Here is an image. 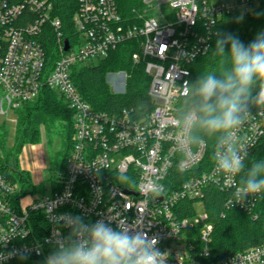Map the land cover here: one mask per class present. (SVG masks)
I'll return each instance as SVG.
<instances>
[{
	"label": "built area",
	"instance_id": "obj_1",
	"mask_svg": "<svg viewBox=\"0 0 264 264\" xmlns=\"http://www.w3.org/2000/svg\"><path fill=\"white\" fill-rule=\"evenodd\" d=\"M258 2L143 0L141 23L131 25L123 21L116 0H78L67 33L50 0H0V116L17 113L44 90L59 93L73 112L66 170L47 183L46 194L22 207L19 182L0 174V264L19 259L45 263L57 241L69 238L66 221L73 216L87 224L104 220L113 228L125 222L157 239L165 264H264V243L210 260L214 226L205 209L207 191L229 193L226 208L249 214L259 200L260 194L243 202L233 199L239 174H218L213 164L179 185L171 177L174 169L190 174L206 154V144L193 149L185 142L176 118L186 82L191 83L189 66L210 51L222 18L252 14ZM50 34L57 55L51 66L44 47ZM129 41H139L133 60L144 61L151 79L153 110L142 119L128 109L96 111L72 79L75 66L107 59ZM109 76L122 79L123 90L117 94H124L130 76ZM263 136L264 107L251 112L234 132V139L246 146L247 158ZM182 202L193 203L185 217L179 215L186 211L179 209ZM198 205L205 209L202 217L197 216Z\"/></svg>",
	"mask_w": 264,
	"mask_h": 264
},
{
	"label": "trees",
	"instance_id": "obj_2",
	"mask_svg": "<svg viewBox=\"0 0 264 264\" xmlns=\"http://www.w3.org/2000/svg\"><path fill=\"white\" fill-rule=\"evenodd\" d=\"M53 2L54 15L63 22L67 33L72 29L73 16L78 8V0H50ZM119 14L128 24H139L138 16L143 14V0H116ZM217 2H231L234 0H210ZM242 17V19H238ZM216 35L212 40L210 51L199 57L189 66L191 71V83L199 75L206 71H219V59L213 55V48L217 34L232 33L245 45L250 43L255 36L264 31V0H259L255 11L249 15L233 14L222 18L218 23ZM44 44L48 63L51 66L57 59L54 49L53 36L50 34ZM140 52L139 41L123 43L112 52L107 59L77 65L73 68L72 79L82 97L96 111L115 114L123 109L132 110L137 119L146 117L152 110L153 105L148 96L151 79L145 73V63L141 61L135 64L133 55ZM126 72L130 77L127 82L126 92L117 94L112 92L107 82L111 73ZM258 90V88H257ZM182 100L180 101V103ZM179 103V105H180ZM260 107L252 106L251 112ZM17 134L14 147L8 146L9 131L5 123H0V174L19 182L23 187H28L34 193L39 190L32 183L30 173L20 166V155L27 145H35L40 141V127L45 126L47 134H53L57 123H62L65 133V144L51 164V169H57L58 174H64L66 161L73 147V112L68 108L64 98L57 92L44 90L39 97L25 104L17 111ZM62 132V131H61ZM62 133V134H63ZM206 154L203 163L190 174L181 173L177 169L171 172V177L178 180V185L185 181L189 175H198L210 170L214 164L213 153L215 150V137H205ZM199 145L192 144L193 149ZM264 159V136L260 143L245 160V166L250 167L253 160ZM238 176V183L240 177ZM54 181V178H50ZM25 195L21 190L20 197ZM229 193L209 189L205 197V209L209 216V222L214 226L212 241L210 244L211 261L223 260L224 258L243 252L249 248L264 243V194H260L256 208L252 214L240 209H227L226 201ZM180 217L192 213L193 203L182 202L179 209ZM256 216V218H254ZM9 264H45L32 259H19Z\"/></svg>",
	"mask_w": 264,
	"mask_h": 264
},
{
	"label": "clouds",
	"instance_id": "obj_3",
	"mask_svg": "<svg viewBox=\"0 0 264 264\" xmlns=\"http://www.w3.org/2000/svg\"><path fill=\"white\" fill-rule=\"evenodd\" d=\"M213 55L219 59V71H206L186 82L176 118L189 144L204 145L205 137H215L212 159L218 174L244 173L232 193L235 201L243 202L249 195L264 194V159L246 168V146L234 139L252 106L264 107V31L247 45L232 33L217 34ZM66 226L71 229L69 238L57 241L45 264H165L157 239L125 222L113 228L104 220L87 224L73 216Z\"/></svg>",
	"mask_w": 264,
	"mask_h": 264
},
{
	"label": "rangeland",
	"instance_id": "obj_4",
	"mask_svg": "<svg viewBox=\"0 0 264 264\" xmlns=\"http://www.w3.org/2000/svg\"><path fill=\"white\" fill-rule=\"evenodd\" d=\"M121 80L122 79H120L119 76L117 78L116 76L108 77L107 82L109 83L112 92L117 93L123 90ZM17 121L18 116L14 111L9 112L7 116H0V123H5L6 128L9 131L8 146L11 148L15 146L16 142ZM40 132V141L35 145L25 146L19 158L20 166L22 165L23 168L29 170L34 180L41 182L44 179V182L38 187L39 190L34 193L30 190V188L23 187V185L19 183V190L25 191V195L21 197L22 207H27L31 203L34 196H42L46 194L47 183L50 181V178H55L58 174L57 169H51L50 167L51 164H56L55 161L53 163L52 161L56 156H59L58 153L62 151L65 144L66 135L63 133L62 123H57L53 134L48 135L44 125L40 127ZM58 161H61L60 156ZM32 183L34 185L33 180ZM204 213V207L198 205L197 216L202 217Z\"/></svg>",
	"mask_w": 264,
	"mask_h": 264
},
{
	"label": "crops",
	"instance_id": "obj_5",
	"mask_svg": "<svg viewBox=\"0 0 264 264\" xmlns=\"http://www.w3.org/2000/svg\"><path fill=\"white\" fill-rule=\"evenodd\" d=\"M21 167H22V165H21ZM23 168V167H22ZM23 169H25L26 171H28L29 173H30V175H31V179L33 180V182H34V184L37 182V183H40L39 181H36V180H34V178H33V176H32V174H31V172L29 171V170H27L26 168H23ZM44 180V179H43Z\"/></svg>",
	"mask_w": 264,
	"mask_h": 264
}]
</instances>
